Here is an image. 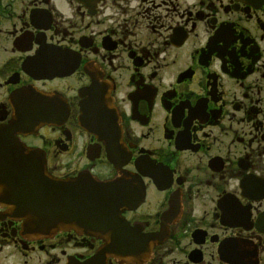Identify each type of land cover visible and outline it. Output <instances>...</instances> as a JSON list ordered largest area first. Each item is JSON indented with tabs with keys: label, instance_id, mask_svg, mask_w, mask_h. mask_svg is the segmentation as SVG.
I'll return each instance as SVG.
<instances>
[{
	"label": "flooded vegetation",
	"instance_id": "1",
	"mask_svg": "<svg viewBox=\"0 0 264 264\" xmlns=\"http://www.w3.org/2000/svg\"><path fill=\"white\" fill-rule=\"evenodd\" d=\"M93 83L117 168L77 120ZM9 132L56 179L118 180L102 236L125 240L29 233L0 204V264H264V0H0Z\"/></svg>",
	"mask_w": 264,
	"mask_h": 264
},
{
	"label": "water",
	"instance_id": "2",
	"mask_svg": "<svg viewBox=\"0 0 264 264\" xmlns=\"http://www.w3.org/2000/svg\"><path fill=\"white\" fill-rule=\"evenodd\" d=\"M96 113L103 115L99 110L90 109L84 104L81 121L91 122V114ZM18 150L28 156L26 159L22 156L7 159L20 164L17 175L26 179V183L21 184L23 192L19 201L14 203V210L27 218L26 226L30 232L52 234L65 227L97 232L102 230L105 217H110L114 222L120 191L116 181L54 180L43 174L40 165H35L36 156L21 148ZM14 152L17 153V150L14 149ZM0 169L4 170L3 173L12 174V169Z\"/></svg>",
	"mask_w": 264,
	"mask_h": 264
}]
</instances>
